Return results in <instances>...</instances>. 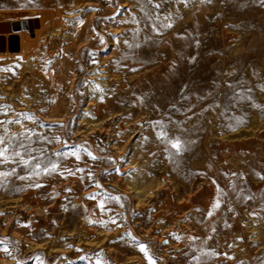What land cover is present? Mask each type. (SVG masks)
<instances>
[{"label": "rangeland", "instance_id": "1", "mask_svg": "<svg viewBox=\"0 0 264 264\" xmlns=\"http://www.w3.org/2000/svg\"><path fill=\"white\" fill-rule=\"evenodd\" d=\"M66 3L0 57V264H264V0Z\"/></svg>", "mask_w": 264, "mask_h": 264}, {"label": "bare ground", "instance_id": "2", "mask_svg": "<svg viewBox=\"0 0 264 264\" xmlns=\"http://www.w3.org/2000/svg\"><path fill=\"white\" fill-rule=\"evenodd\" d=\"M26 2L35 6L39 4L40 10L0 12V38L6 43L13 39L18 40L19 49L16 55H9L6 52L0 57H16L26 66H32L40 59L36 51L46 47L47 52L42 59L47 64L59 50L68 52L70 49V47L62 45L65 43L62 41L70 40V37L65 36L69 23L64 21V18L65 14L74 7V4H67L68 0H26ZM77 17L79 15L68 18L72 20ZM59 44L61 45L59 46ZM73 71L76 72V69L73 68ZM110 112L111 110L106 104H99L94 110L97 117H103ZM117 136L120 137L119 134ZM211 198L210 195L208 201Z\"/></svg>", "mask_w": 264, "mask_h": 264}, {"label": "snow or ice", "instance_id": "3", "mask_svg": "<svg viewBox=\"0 0 264 264\" xmlns=\"http://www.w3.org/2000/svg\"><path fill=\"white\" fill-rule=\"evenodd\" d=\"M156 7H159V5H156ZM0 143H3L2 139H0ZM173 147L179 148V144L175 143V144H173ZM5 151H6V149H0V156H3ZM0 243H3V241H0ZM141 251H143V248H141Z\"/></svg>", "mask_w": 264, "mask_h": 264}, {"label": "water", "instance_id": "4", "mask_svg": "<svg viewBox=\"0 0 264 264\" xmlns=\"http://www.w3.org/2000/svg\"><path fill=\"white\" fill-rule=\"evenodd\" d=\"M19 52L18 45L15 44L12 48V53L17 54Z\"/></svg>", "mask_w": 264, "mask_h": 264}]
</instances>
